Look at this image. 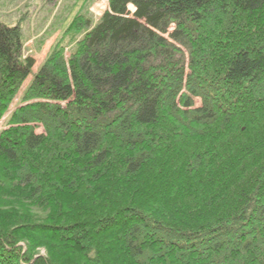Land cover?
Instances as JSON below:
<instances>
[{
  "label": "trees",
  "instance_id": "obj_1",
  "mask_svg": "<svg viewBox=\"0 0 264 264\" xmlns=\"http://www.w3.org/2000/svg\"><path fill=\"white\" fill-rule=\"evenodd\" d=\"M108 6L0 23V264H264V0Z\"/></svg>",
  "mask_w": 264,
  "mask_h": 264
},
{
  "label": "rangeland",
  "instance_id": "obj_2",
  "mask_svg": "<svg viewBox=\"0 0 264 264\" xmlns=\"http://www.w3.org/2000/svg\"><path fill=\"white\" fill-rule=\"evenodd\" d=\"M108 8V0H0V23L21 29L23 54L36 63L33 75L23 84L21 92L30 86L33 76L58 44L65 48V57H69L75 41L83 36L71 29L74 19L84 15L98 22ZM17 104L18 101L14 106ZM195 104L200 107L201 100L195 99ZM6 128L4 118L0 122V132ZM36 132L43 134V127L39 125ZM38 253L47 256L45 248L38 249Z\"/></svg>",
  "mask_w": 264,
  "mask_h": 264
}]
</instances>
